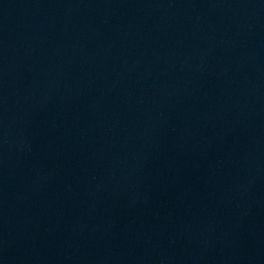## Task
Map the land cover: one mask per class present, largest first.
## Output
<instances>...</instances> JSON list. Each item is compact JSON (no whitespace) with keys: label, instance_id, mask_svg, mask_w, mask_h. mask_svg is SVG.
Instances as JSON below:
<instances>
[{"label":"water","instance_id":"water-1","mask_svg":"<svg viewBox=\"0 0 264 264\" xmlns=\"http://www.w3.org/2000/svg\"><path fill=\"white\" fill-rule=\"evenodd\" d=\"M0 264H264V0H0Z\"/></svg>","mask_w":264,"mask_h":264}]
</instances>
